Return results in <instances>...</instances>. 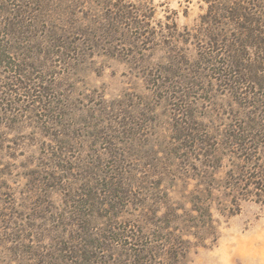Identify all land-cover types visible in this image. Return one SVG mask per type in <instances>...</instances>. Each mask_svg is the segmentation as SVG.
<instances>
[{
    "label": "rangeland",
    "instance_id": "obj_1",
    "mask_svg": "<svg viewBox=\"0 0 264 264\" xmlns=\"http://www.w3.org/2000/svg\"><path fill=\"white\" fill-rule=\"evenodd\" d=\"M0 264H264V0H0Z\"/></svg>",
    "mask_w": 264,
    "mask_h": 264
},
{
    "label": "trees",
    "instance_id": "obj_2",
    "mask_svg": "<svg viewBox=\"0 0 264 264\" xmlns=\"http://www.w3.org/2000/svg\"><path fill=\"white\" fill-rule=\"evenodd\" d=\"M252 1H257V0H252ZM235 7L234 8H232V7H229L230 8V12H231V14L233 15V17H235L236 19H239V18H246V20H248V21H251V18L250 17H252V16H254V14L255 13H253V12H251V11H249L246 7L244 8V6H242L241 5V3L239 2V3H237L236 5H234ZM259 7H260V9L262 8L263 9V6L261 7L260 5H259ZM255 31V29L253 30H249V32L251 33V32H254ZM252 37V36H251ZM256 37V36H255ZM255 37H254V39H255ZM239 44H238V47H240V48H244V49H246V48H248V45L247 44H245V42L243 43V42H238ZM237 47V46H236ZM237 47V48H238Z\"/></svg>",
    "mask_w": 264,
    "mask_h": 264
}]
</instances>
